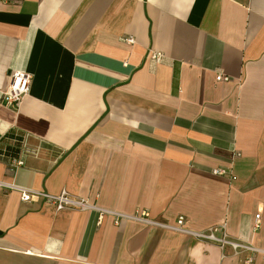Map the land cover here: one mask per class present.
Here are the masks:
<instances>
[{"label": "crops", "instance_id": "crops-1", "mask_svg": "<svg viewBox=\"0 0 264 264\" xmlns=\"http://www.w3.org/2000/svg\"><path fill=\"white\" fill-rule=\"evenodd\" d=\"M0 179L256 249L0 188V264H264V0H0Z\"/></svg>", "mask_w": 264, "mask_h": 264}, {"label": "built area", "instance_id": "built-area-1", "mask_svg": "<svg viewBox=\"0 0 264 264\" xmlns=\"http://www.w3.org/2000/svg\"><path fill=\"white\" fill-rule=\"evenodd\" d=\"M128 41L134 42L132 38H129ZM160 56H161L160 53L156 51H150V57L152 59L157 60L159 59ZM217 80H229V77L227 75H224V73L220 72L217 75ZM31 82H32V75L29 72L14 71L11 74V81L3 93L6 104L11 107L19 106L22 100L24 99V97L30 92ZM22 165H24V160L22 159L14 157L10 160V169L12 171H15L17 167H20ZM213 172L217 175H227L229 173L226 169H222V168L214 169ZM0 188L7 191H11V190L19 191L22 200L26 202L43 198L49 203H51L56 208V210H64V209L81 210V211L97 210L99 211L102 217L103 215H112L117 223H119L121 220L134 219V220L143 221L150 225L168 228L173 231L187 234L200 241L214 242L219 244L221 247L230 245L233 247L235 251L256 250L249 243L231 239V237L228 235V233L225 230H223L222 234L219 235L217 233L216 226H211L200 231L191 229L190 227H188L184 215L178 216V218L174 223L160 222L151 218L147 212L138 211L133 215H128L125 213L112 211L99 206L98 204L94 203L87 197L75 195L65 190L59 194H51L45 191L23 187L16 183L7 182L1 179H0ZM259 218H260V213L256 215V226L258 224L257 220ZM221 226L222 228L225 229L224 225Z\"/></svg>", "mask_w": 264, "mask_h": 264}]
</instances>
